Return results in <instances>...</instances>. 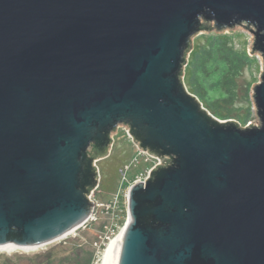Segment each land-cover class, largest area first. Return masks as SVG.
Returning <instances> with one entry per match:
<instances>
[{
	"label": "water",
	"instance_id": "obj_1",
	"mask_svg": "<svg viewBox=\"0 0 264 264\" xmlns=\"http://www.w3.org/2000/svg\"><path fill=\"white\" fill-rule=\"evenodd\" d=\"M203 23L253 29L257 125L187 90ZM120 126L161 164L129 188L117 264H264V0H0V247L91 218Z\"/></svg>",
	"mask_w": 264,
	"mask_h": 264
},
{
	"label": "rangeland",
	"instance_id": "obj_2",
	"mask_svg": "<svg viewBox=\"0 0 264 264\" xmlns=\"http://www.w3.org/2000/svg\"><path fill=\"white\" fill-rule=\"evenodd\" d=\"M212 27V24H205ZM252 28L238 25L232 29L217 32L201 31L193 40V45L206 42L204 36L211 34L228 37L236 49H246L252 58L251 69H245L238 80L239 100L242 106L240 115L245 116L248 103L245 92L251 101V114L243 127L257 125L256 108L252 102V89L259 82L263 59L253 52L254 37ZM185 71V70H184ZM250 85V88H249ZM187 88V87H186ZM241 126V127H242ZM112 146L105 158L96 162L99 170V185L92 194L94 203L91 218L80 228L63 239L35 250H14L0 252V264H103L111 245L117 241L127 219V194L134 184L144 181L149 172L161 161L141 152L128 136V128L118 127L112 134ZM94 244H101L100 254ZM99 252V251H98ZM103 256V259H102ZM102 261V262H101Z\"/></svg>",
	"mask_w": 264,
	"mask_h": 264
},
{
	"label": "trees",
	"instance_id": "obj_3",
	"mask_svg": "<svg viewBox=\"0 0 264 264\" xmlns=\"http://www.w3.org/2000/svg\"><path fill=\"white\" fill-rule=\"evenodd\" d=\"M203 30L212 32L213 28L204 26ZM204 37L206 42L191 48L184 71L185 86L219 120L234 119L245 125L251 114V101L247 90L244 100L248 107L245 116H241L242 106L237 105L238 80L245 69L252 68L254 61L246 49H236L228 37L214 34Z\"/></svg>",
	"mask_w": 264,
	"mask_h": 264
},
{
	"label": "bare ground",
	"instance_id": "obj_4",
	"mask_svg": "<svg viewBox=\"0 0 264 264\" xmlns=\"http://www.w3.org/2000/svg\"><path fill=\"white\" fill-rule=\"evenodd\" d=\"M121 238H122V232L119 235L117 241L114 242L111 245V247L109 248V251L107 252V254L105 256V259H104V263L103 264H117L118 263V257H119V250H120ZM35 249H23V248H20V247L15 246V245H7V246L0 247V252H2V251H14V250H25V251H29V250H35Z\"/></svg>",
	"mask_w": 264,
	"mask_h": 264
},
{
	"label": "built area",
	"instance_id": "obj_5",
	"mask_svg": "<svg viewBox=\"0 0 264 264\" xmlns=\"http://www.w3.org/2000/svg\"><path fill=\"white\" fill-rule=\"evenodd\" d=\"M146 154V153H145ZM151 157V156H150ZM155 168V167H154ZM94 247L97 248V253L98 255L100 254V248H101V244H94ZM99 251V252H98ZM102 259H103V256H102ZM102 262V261H101Z\"/></svg>",
	"mask_w": 264,
	"mask_h": 264
}]
</instances>
